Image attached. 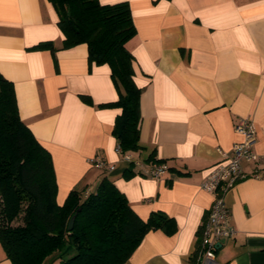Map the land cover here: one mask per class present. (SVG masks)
Instances as JSON below:
<instances>
[{
    "label": "crops",
    "instance_id": "obj_1",
    "mask_svg": "<svg viewBox=\"0 0 264 264\" xmlns=\"http://www.w3.org/2000/svg\"><path fill=\"white\" fill-rule=\"evenodd\" d=\"M125 1L136 28L126 47L142 89L143 149L130 153L139 167L116 152L121 109L104 106L119 99L109 65L91 64L86 44L62 48L49 0H0V72L14 84L21 119L52 155L57 203L108 177L141 219L161 211L178 228L148 232L125 264H189L214 202L201 184L229 160L242 140L235 125L249 118L261 161L242 162L248 177L227 195L236 234L216 257L264 264V177H255L264 175V0H99ZM41 42L57 50L33 48ZM95 156L115 168L94 167ZM159 162L168 165L160 178L142 173ZM0 264H12L1 244Z\"/></svg>",
    "mask_w": 264,
    "mask_h": 264
},
{
    "label": "trees",
    "instance_id": "obj_2",
    "mask_svg": "<svg viewBox=\"0 0 264 264\" xmlns=\"http://www.w3.org/2000/svg\"><path fill=\"white\" fill-rule=\"evenodd\" d=\"M49 1L65 36L62 48L86 44L89 62L111 69L119 99L104 106L121 109L113 128L118 145L125 153L143 149L142 89L134 82L133 55L126 47L136 34L129 3ZM33 48L57 50L52 42ZM56 198L52 155L21 119L14 84L0 72V244L12 264H125L148 232L173 235L178 229L161 211L141 219L108 177L92 192L71 190L62 205ZM189 264H198L197 252Z\"/></svg>",
    "mask_w": 264,
    "mask_h": 264
},
{
    "label": "built area",
    "instance_id": "obj_3",
    "mask_svg": "<svg viewBox=\"0 0 264 264\" xmlns=\"http://www.w3.org/2000/svg\"><path fill=\"white\" fill-rule=\"evenodd\" d=\"M235 132L242 137V140L234 144L231 157L226 163L217 164L201 184L204 191L214 196V202L200 229L197 250L198 264H219L216 257L218 248L227 238L236 234V228L232 223V212L227 203V195L239 182L248 177L242 167V162L246 160L257 164L261 161V157L253 148L256 140L254 121L249 118H241L235 125ZM116 152L135 166L143 165L142 162L134 160L130 153L123 152L119 145L116 147ZM89 162L100 169L113 170L115 168L98 156L92 157ZM167 170L168 165L162 162L143 168L142 173L146 176L160 178ZM255 177H264V175L256 173Z\"/></svg>",
    "mask_w": 264,
    "mask_h": 264
},
{
    "label": "water",
    "instance_id": "obj_4",
    "mask_svg": "<svg viewBox=\"0 0 264 264\" xmlns=\"http://www.w3.org/2000/svg\"><path fill=\"white\" fill-rule=\"evenodd\" d=\"M74 220H75V215L72 216L71 219L69 220L68 230L73 229Z\"/></svg>",
    "mask_w": 264,
    "mask_h": 264
},
{
    "label": "rangeland",
    "instance_id": "obj_5",
    "mask_svg": "<svg viewBox=\"0 0 264 264\" xmlns=\"http://www.w3.org/2000/svg\"><path fill=\"white\" fill-rule=\"evenodd\" d=\"M50 260H52V259H50Z\"/></svg>",
    "mask_w": 264,
    "mask_h": 264
}]
</instances>
